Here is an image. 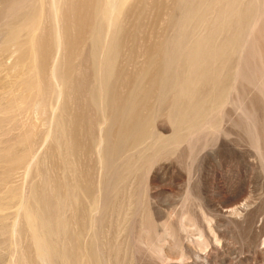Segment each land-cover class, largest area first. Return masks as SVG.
Segmentation results:
<instances>
[{
  "label": "rangeland",
  "instance_id": "1",
  "mask_svg": "<svg viewBox=\"0 0 264 264\" xmlns=\"http://www.w3.org/2000/svg\"><path fill=\"white\" fill-rule=\"evenodd\" d=\"M83 1L0 0V264H264V0L247 37L255 0H93V17ZM54 7L74 21L62 54ZM201 59L223 86L196 83L204 108L171 117L183 100L153 75ZM129 93L143 125L126 150Z\"/></svg>",
  "mask_w": 264,
  "mask_h": 264
},
{
  "label": "bare ground",
  "instance_id": "2",
  "mask_svg": "<svg viewBox=\"0 0 264 264\" xmlns=\"http://www.w3.org/2000/svg\"><path fill=\"white\" fill-rule=\"evenodd\" d=\"M92 1L93 0H84L83 1V5H85V6H88V14H89V16L88 17H93V15H92V7H91V4H92ZM118 1V0H117ZM120 1V3H121V6H122V4L124 3V0H119ZM205 0H200V3H202V2H204ZM261 1H263V0H255L254 1V4H252V8H251V5H249L248 4V9L246 8V12H244V13H238V22L239 23H237L239 26H237V27H239V30H240V28L242 27V25L245 23V20L249 17V16H251L252 15V21L251 20H249V21H251V22H249L250 24H249V26H248V24H247V26H248V29H247V33L246 34H244L243 33V35L244 36H250L253 32H254V30H255V28H256V25H257V22L259 21V19L261 18V14H260V11H258L257 13H256V10L257 9H259L260 8V5L262 4L261 3ZM3 2H4V0H3ZM64 2V1H63ZM62 2V3H63ZM187 2V1H186ZM197 3H198V0L196 1ZM209 2V1H208ZM65 4H66V2H64ZM212 3L213 4H217V0H212ZM261 3V4H260ZM264 3V2H263ZM64 4V5H65ZM208 4V3H207ZM54 5V4H53ZM63 5V6H64ZM115 5V4H114ZM124 5V4H123ZM69 6V5H68ZM190 6V5H189ZM262 6H263V4H262ZM20 7V6H19ZM135 8V7H134ZM158 8V7H157ZM192 8V10H197L198 9V7L196 6V4H195V1H193V3L191 4V6H190V9ZM256 9V10H255ZM54 11H55V7H54ZM121 10H119L118 9V11H117V14H116V18L117 19H121L120 17H121V12H120ZM196 13L198 12V11H195ZM225 12V11H224ZM67 13V12H66ZM200 13V12H199ZM44 14V13H43ZM58 8H56V11L54 12V17L56 18V22H57V18H58ZM34 17V16H33ZM202 17V16H201ZM11 18V17H10ZM35 18V17H34ZM33 18V19H34ZM199 18V17H198ZM60 20V19H59ZM161 20V19H160ZM230 20V19H229ZM230 22V21H229ZM261 22V21H260ZM62 23V24H61ZM69 23H74V21L72 22V20L70 21V20H67V19H61L60 21H58L57 22V26L55 27V32L53 33L54 35H56V42H55V54L56 53H58V51H60L61 50V54H62V51H63V53L65 52V46H66V41L65 42H62V39H61V37H63L64 36V33L66 32V30L69 28ZM204 23H207V22H204ZM61 24V25H60ZM54 25V24H53ZM76 25V24H75ZM74 25V26H75ZM232 25V24H231ZM11 27H13V25L11 26ZM54 27V26H53ZM91 27V22H88V24L87 23H84V24H82V23H79L78 24V30L80 31V33L81 34H83V33H85L86 31V28H90ZM44 29V28H43ZM27 30V29H26ZM25 30V31H26ZM29 30H31L30 28H29ZM12 31V30H11ZM30 32V31H29ZM46 32V31H45ZM44 32V33H45ZM13 33V32H12ZM241 33V31L239 32V35H241L240 34ZM43 35V34H42ZM41 35V33L40 34H38L37 35V40L38 41H41V40H45V38H43V36ZM48 36V35H47ZM245 38V37H244ZM36 39V38H35ZM48 39V38H47ZM246 39V38H245ZM48 41V40H47ZM24 42V41H23ZM23 42L21 41V45H23ZM30 43H31V41H29ZM36 42V41H35ZM173 43L175 42L176 43V41H172ZM210 42V41H209ZM117 43V42H116ZM20 44V43H19ZM53 44V43H52ZM169 44V43H168ZM20 45V46H21ZM167 44H166V41H161L160 42V47H159V51H158V54L159 55H162V54H164V53H166L167 52V46H166ZM24 46V45H23ZM26 46V45H25ZM37 46H38V44H37ZM235 46V45H234ZM39 47V46H38ZM40 47H41V44H40ZM32 50H36L38 53H39V55H40V57L42 58V59H45L46 57H48L49 56V52H50V49H51V47L50 46H47V45H45L42 49H39V48H36V46L34 47V46H32V48H31ZM201 53H202V51H201ZM206 53V52H205ZM205 53H203L201 56H203ZM147 54V53H146ZM33 55V54H32ZM147 55H149V54H147ZM168 55V54H167ZM170 55V57H171V60L173 61V59L175 58V51L174 50H171V54H169ZM181 57V56H180ZM58 58H57V56H54V60L53 61H56ZM152 59V58H151ZM150 61V60H149ZM154 61V60H153ZM209 61V60H208ZM148 62V61H147ZM154 62H156V61H154ZM160 62H161V59H160ZM54 63V62H53ZM206 65L205 63H204V60H199L198 62L196 61V62H190L188 65H190V68H189V73L187 74V75H182V74H180L179 75V79H178V77H177V79L178 80H175V78L174 79H170L169 77H168V74H166V75H160L159 73H156V74H154L153 75V78L154 79H159L160 78V89L161 88H164L165 89V92H166V90H167V92L168 93H171L172 94V97L173 98H176L177 100H179V101H182L183 100V103H178V104H175V103H173L172 105H171V108H170V116L171 117H174L176 114H177V112H175V108H179L180 109V111H181V113H183V114H185V110H186V113L187 112H190V111H192V112H194V113H197V111H195V110H202L203 108H204V104L203 103H201V102H199L200 101V98H199V94L201 93V89H202V87L203 86H200V88L199 89H195V84L196 83H206V84H208V83H211L212 82V84H214V82L216 83H219V84H217V85H221V86H223V84H224V82H225V77L226 76H224V78L223 79H221V78H219V73H217V74H215L214 75V77H215V79H214V77H213V75L210 73V70H207L206 72L204 71V68H203V66L202 65ZM155 65V64H154ZM197 65H199L198 66V68H195ZM69 66V65H68ZM192 66V67H191ZM200 66H202V69H201V67ZM207 66V65H206ZM151 67V66H150ZM208 67V66H207ZM160 68V67H159ZM108 70V69H107ZM144 71H145V69H143L142 68V72H140L141 74L140 75H144ZM41 73H43L44 74V72L43 71H40ZM185 72V71H184ZM52 73H53V71H52ZM103 73H105V72H103ZM172 74V73H171ZM227 74V73H226ZM151 78H152V76H151ZM171 78H173V75H171ZM162 80V81H161ZM212 80V81H211ZM162 83V84H161ZM74 86V85H73ZM221 86H219V87H221ZM220 88H218L217 90H215L214 89V92L211 94V100H210V102H211V104H215V105H218V104H220V102H221V94H219V90ZM143 91V90H142ZM43 94V93H42ZM107 97H108V95H107ZM122 98V101H123V106H122V110H121V119H120V125L118 126L119 127V132H120V135H122L123 137H124V140H123V144H121L120 146H122V147H124V148H126L127 146H128V143H127V141H132V140H135V137H136V135H137V132H138V129L136 130V131H134L135 129H133V127H131L132 126V122H134L135 124H133V125H136V126H138V128H139V126L141 125H143V122L141 121V120H139V118L137 119V118H134L133 116H132V111L134 110V106L136 105V101H133V97H132V93H129L128 94V96L127 95H124V96H122L121 97ZM120 98V99H121ZM142 100H145V96L143 97L142 96ZM197 102H199V106L200 107H197ZM205 102V101H204ZM112 103V102H111ZM116 103V102H115ZM113 104V103H112ZM161 106V105H160ZM209 107V106H208ZM207 107V108H208ZM220 107V106H219ZM106 109H108V108H106ZM188 109H190V110H188ZM112 118L113 117H111V114H108L106 111H104L103 110V112H102V122H103V124H105V127H103V128H100V130H99V135H98V138H97V141H96V152H97V156H98V160H99V162H100V164H101V162H102V158H103V154H104V151H105V147H106V144L108 143V141H107V135H108V132H109V129H108V126H106V124L108 123V122H110V120H112ZM142 119V118H141ZM184 119H185V117H182L181 118V122L182 121H184ZM206 120V119H205ZM110 133H112V132H110ZM109 133V134H110ZM147 133H149V132H147ZM143 135V134H142ZM140 136V135H139ZM108 137H109V135H108ZM109 139H111V137L109 138ZM114 140V139H113ZM123 148V149H124ZM112 150H114L115 149V147H112L111 148ZM126 150H127V148H126ZM118 153V152H117ZM100 164H99V166H100ZM107 165V164H106ZM107 167H108V165H107ZM129 168V167H128ZM110 170V169H109ZM129 170V169H128ZM107 173V172H106ZM102 186V185H101ZM71 197V196H70ZM76 219V218H75Z\"/></svg>",
  "mask_w": 264,
  "mask_h": 264
}]
</instances>
